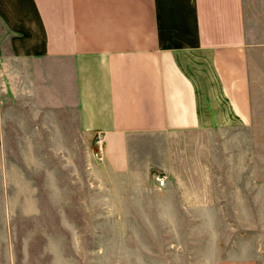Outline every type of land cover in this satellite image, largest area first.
I'll use <instances>...</instances> for the list:
<instances>
[{"label":"crops","instance_id":"obj_1","mask_svg":"<svg viewBox=\"0 0 264 264\" xmlns=\"http://www.w3.org/2000/svg\"><path fill=\"white\" fill-rule=\"evenodd\" d=\"M1 114L16 147L101 131L126 202L152 173L176 192L264 123V0H0Z\"/></svg>","mask_w":264,"mask_h":264},{"label":"rangeland","instance_id":"obj_2","mask_svg":"<svg viewBox=\"0 0 264 264\" xmlns=\"http://www.w3.org/2000/svg\"><path fill=\"white\" fill-rule=\"evenodd\" d=\"M7 120L0 264H264V123L233 135L225 165L194 158L176 192L158 189L152 173L126 202L90 142L16 147L23 131Z\"/></svg>","mask_w":264,"mask_h":264},{"label":"built area","instance_id":"obj_3","mask_svg":"<svg viewBox=\"0 0 264 264\" xmlns=\"http://www.w3.org/2000/svg\"><path fill=\"white\" fill-rule=\"evenodd\" d=\"M91 139L90 154L96 161L101 162L104 158L105 138H103V133L101 131H95ZM153 178L157 188L161 189L165 186L166 176L164 174L157 173Z\"/></svg>","mask_w":264,"mask_h":264}]
</instances>
